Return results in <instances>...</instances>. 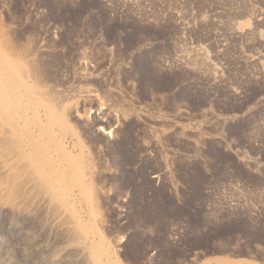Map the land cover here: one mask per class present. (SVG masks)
I'll list each match as a JSON object with an SVG mask.
<instances>
[{
  "label": "rangeland",
  "instance_id": "1",
  "mask_svg": "<svg viewBox=\"0 0 264 264\" xmlns=\"http://www.w3.org/2000/svg\"><path fill=\"white\" fill-rule=\"evenodd\" d=\"M0 41L92 189L0 192V264H264V0H0Z\"/></svg>",
  "mask_w": 264,
  "mask_h": 264
},
{
  "label": "bare ground",
  "instance_id": "2",
  "mask_svg": "<svg viewBox=\"0 0 264 264\" xmlns=\"http://www.w3.org/2000/svg\"><path fill=\"white\" fill-rule=\"evenodd\" d=\"M6 53L0 46V192L13 190L21 203L29 201L42 212L66 210L75 217L73 187L90 202L92 189L84 182L82 161L55 130L58 125L67 132L68 121ZM89 254L93 264L112 263L102 241L91 242Z\"/></svg>",
  "mask_w": 264,
  "mask_h": 264
}]
</instances>
